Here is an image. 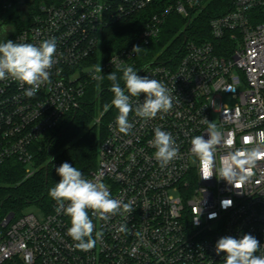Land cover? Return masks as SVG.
I'll return each instance as SVG.
<instances>
[{"label": "built area", "instance_id": "1", "mask_svg": "<svg viewBox=\"0 0 264 264\" xmlns=\"http://www.w3.org/2000/svg\"><path fill=\"white\" fill-rule=\"evenodd\" d=\"M155 1L63 0L40 6L14 43L56 41L51 83L27 97V85L11 78L0 81V166L15 158L25 165V178L36 173L35 143L53 136L97 81L90 74L93 67L77 76L79 66L99 60L105 71L134 68L133 46L159 39L172 12L190 23L213 0L169 2L147 17L136 40L109 59H98L105 30ZM210 32L201 41L184 36L176 63L151 61L137 71L170 90L172 109L141 118L135 107L144 94L132 97V128L127 134L119 132L116 109L99 146L97 167L82 173L104 183L112 198L131 203L134 212L117 213L105 222L89 210L93 237L96 232L103 235L88 251L75 247L67 234L70 218L57 211L56 201L42 217L34 212L7 216L0 226V264H224L226 254H216L217 241L244 234L259 241L255 255L264 256V157L237 189L218 174L202 179L201 164L190 151L194 136L208 139L206 118L223 134L215 152L216 169L230 151L264 152V0H232L227 12L211 19ZM157 127L170 132L179 148L165 167L154 158L150 144ZM51 164L55 170L62 163L53 159ZM122 224L127 233L118 231Z\"/></svg>", "mask_w": 264, "mask_h": 264}, {"label": "clouds", "instance_id": "2", "mask_svg": "<svg viewBox=\"0 0 264 264\" xmlns=\"http://www.w3.org/2000/svg\"><path fill=\"white\" fill-rule=\"evenodd\" d=\"M142 49L141 46L134 45L132 52L138 54ZM55 54L54 39L45 40L39 46L14 43L12 40L0 43V81L11 78L21 85H27L25 95L33 97L42 85L51 83L50 70L55 63ZM118 70L122 71L124 88L121 87L116 72L108 74L107 79L111 81L110 91L114 94L111 104L118 110L116 124L119 132L127 134L132 128L128 119L133 110L132 97L144 94L143 102L137 103L135 107L136 115L141 118H155L158 113H167L172 109V93L162 82L147 75H138L131 66H118ZM99 73H102L101 65L93 66L90 73L92 79L103 81L104 76L98 75ZM108 107L109 105H105V109ZM205 123L208 125V139L204 135H197L190 141V151L202 167V179H210L213 175L217 177L218 174L219 179L240 189L238 185L248 182L252 168L258 159L264 157V152L257 148L230 151L221 158L220 166L216 169L215 152L223 142V134L217 130L216 124L206 118ZM226 143L230 145L232 141L227 140ZM150 144L155 148L154 158L161 167L167 166L178 155L179 148L172 134L160 127L154 129V138ZM55 171L60 180L49 190V196L57 202V211H62L70 218L71 226L67 234L76 242L77 249L91 250L103 235L102 232H96L95 238L93 237L95 225L89 216V210L92 216L105 222L117 213L131 215L134 212L131 203L112 198L104 183L85 179L82 172L68 162L62 163ZM118 231L127 233V225L122 224ZM136 235L139 236V233ZM260 247L253 235L244 234L242 238L221 237L216 243L215 251L217 255L221 252L226 254L224 264H264V256L255 255Z\"/></svg>", "mask_w": 264, "mask_h": 264}, {"label": "trees", "instance_id": "3", "mask_svg": "<svg viewBox=\"0 0 264 264\" xmlns=\"http://www.w3.org/2000/svg\"><path fill=\"white\" fill-rule=\"evenodd\" d=\"M0 0V43L8 40L15 42L17 35L33 22L42 4H59L63 0ZM176 0H156L153 5L123 18L105 30L103 49L104 60L109 59L136 40L151 13L160 11L169 2ZM232 0H213L203 11L195 13L192 21L177 12H172L163 25L159 39L142 47L136 56L138 71L151 61L176 63L183 53L184 36L201 41L211 37L210 21L213 17L227 12ZM147 16V17H146ZM116 72L123 88L122 71L109 69L104 73L103 81L90 84L86 90L82 105L71 113L64 124L53 134L46 146L42 142L34 145L36 173L25 178V165L15 158L0 166V226L10 213L21 215L30 204L39 205L44 211L52 209L55 202L49 196V190L59 182L60 177L50 164L51 156L55 161L68 162L82 173H89L98 165V151L101 141L107 135V124L114 117L116 108L111 104L114 94L110 91L111 81L107 75ZM102 92L97 98L99 92ZM109 105L101 124H94L98 109Z\"/></svg>", "mask_w": 264, "mask_h": 264}, {"label": "rangeland", "instance_id": "4", "mask_svg": "<svg viewBox=\"0 0 264 264\" xmlns=\"http://www.w3.org/2000/svg\"><path fill=\"white\" fill-rule=\"evenodd\" d=\"M24 1L22 0V1H20V4L19 5H22L23 7H24V3H23ZM198 13V12H197ZM196 13V14H197ZM195 14V13H194ZM195 16V15H194ZM147 17V16H146ZM104 55V49H103V47H101V50H100V52H99V54L97 55V57H98V59H100V57L101 56H103ZM105 61V60H104ZM94 65H96V66H98V65H101V68H102V75H104V73H105V70H104V68H103V65L99 62V60L98 61H90L89 63H87V64H83V65H81V66H79V69L80 68H82V70H78L77 71V76L78 75H80L81 74V72H88V71H90L91 69H92V67L94 66ZM122 68V67H121ZM116 70H118V69H116ZM106 111H107V109H98V113H97V115H96V117H95V119H94V124H101V122H102V117H103V115H105V113H106ZM51 134V133H50ZM49 134V135H50ZM52 137L53 136H51V137H48V138H46L45 140H43V144H45L46 146L49 144V142H50V140L52 139ZM43 209L39 206V205H37V204H30V205H28L25 209H24V211L23 212H34L36 215H38L39 217H42L43 216Z\"/></svg>", "mask_w": 264, "mask_h": 264}, {"label": "water", "instance_id": "5", "mask_svg": "<svg viewBox=\"0 0 264 264\" xmlns=\"http://www.w3.org/2000/svg\"><path fill=\"white\" fill-rule=\"evenodd\" d=\"M152 64H153V63L147 64L146 66L143 67V69L147 68L148 66H150V65H152ZM101 93H102L101 91L98 93L97 98L100 96ZM53 159H54V156H51V158H50V160L48 161L47 166H46V170H47V171H48L49 166H50V164L52 163ZM13 215H14L13 213H10V214L8 215V218L10 219Z\"/></svg>", "mask_w": 264, "mask_h": 264}]
</instances>
